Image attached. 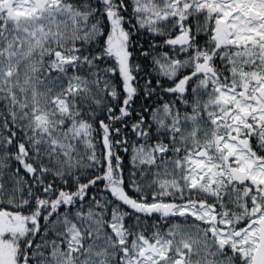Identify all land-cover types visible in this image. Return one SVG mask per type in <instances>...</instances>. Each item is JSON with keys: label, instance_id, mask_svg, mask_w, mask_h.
Listing matches in <instances>:
<instances>
[{"label": "snow or ice", "instance_id": "6c2138e0", "mask_svg": "<svg viewBox=\"0 0 264 264\" xmlns=\"http://www.w3.org/2000/svg\"><path fill=\"white\" fill-rule=\"evenodd\" d=\"M0 264H264V0H0Z\"/></svg>", "mask_w": 264, "mask_h": 264}]
</instances>
